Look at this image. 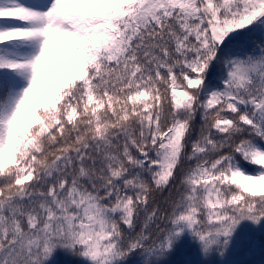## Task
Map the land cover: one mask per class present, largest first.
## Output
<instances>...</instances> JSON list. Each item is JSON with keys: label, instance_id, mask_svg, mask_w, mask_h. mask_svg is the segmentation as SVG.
<instances>
[{"label": "snow or ice", "instance_id": "6c2138e0", "mask_svg": "<svg viewBox=\"0 0 264 264\" xmlns=\"http://www.w3.org/2000/svg\"><path fill=\"white\" fill-rule=\"evenodd\" d=\"M256 227L264 0H0V264H221Z\"/></svg>", "mask_w": 264, "mask_h": 264}, {"label": "rangeland", "instance_id": "374dc122", "mask_svg": "<svg viewBox=\"0 0 264 264\" xmlns=\"http://www.w3.org/2000/svg\"><path fill=\"white\" fill-rule=\"evenodd\" d=\"M244 167L249 172L253 171L251 165L245 164ZM226 256L229 261L222 260L221 264H264V228L242 229L231 252ZM57 259L59 264H76V258L71 256L60 255ZM171 259L173 264H199L200 261V257L187 247L171 256Z\"/></svg>", "mask_w": 264, "mask_h": 264}, {"label": "trees", "instance_id": "16d2710c", "mask_svg": "<svg viewBox=\"0 0 264 264\" xmlns=\"http://www.w3.org/2000/svg\"><path fill=\"white\" fill-rule=\"evenodd\" d=\"M232 258H233V257H232ZM170 260H171V263H170V264H173L174 262L172 261L171 257L169 258V262H170ZM216 260L219 261V262H221L222 260H223V261H227V262L229 261L226 255H225L224 257H219V256H217V257H216ZM221 263H222V262H221ZM225 263H226V262H225ZM229 264H230V263H229Z\"/></svg>", "mask_w": 264, "mask_h": 264}]
</instances>
